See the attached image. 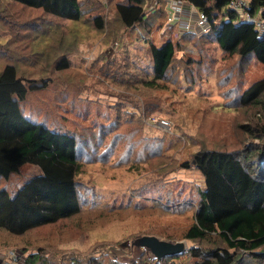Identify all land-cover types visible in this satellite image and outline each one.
<instances>
[{"label": "rangeland", "instance_id": "obj_1", "mask_svg": "<svg viewBox=\"0 0 264 264\" xmlns=\"http://www.w3.org/2000/svg\"><path fill=\"white\" fill-rule=\"evenodd\" d=\"M80 1L83 17L74 22L0 0V73L13 64L28 81L48 82L47 89L30 94L24 111L76 135L83 165L81 213L22 236L0 229V264H69L71 257L91 255H104L109 264L105 251L117 247L130 253L132 243L146 235L215 247L216 238L200 244L185 239L204 178L181 165L205 148L244 146L249 139L238 125L257 119L258 111L234 100L264 76L263 69L253 59L240 63L226 55L216 41L160 28L162 20L127 29L116 10L125 0ZM96 16L103 17V30ZM216 22L214 37L231 21L221 13ZM170 39L181 43L170 76L147 87L153 71L150 43ZM63 59L70 67L59 72ZM162 120L170 127H161ZM14 169L18 173L0 179V188L15 192L41 173L33 163ZM136 248L133 258L113 250L109 255L119 264H134L143 255L153 261L148 249Z\"/></svg>", "mask_w": 264, "mask_h": 264}, {"label": "trees", "instance_id": "obj_2", "mask_svg": "<svg viewBox=\"0 0 264 264\" xmlns=\"http://www.w3.org/2000/svg\"><path fill=\"white\" fill-rule=\"evenodd\" d=\"M4 1L63 20L78 22L83 17L80 0ZM149 1L117 3L118 18L124 27L141 30V25L150 27L158 20L163 21L159 25L163 27L167 16L161 6L152 9L155 1L161 5L162 1ZM187 1L208 14L212 22L221 13L231 21L223 22L218 37L212 33L202 36L206 41H216L226 55L239 57L240 63L253 59L264 71V35H260L254 24L241 23L240 14L229 8L231 0ZM263 7L264 0H249L248 10L253 16L264 19ZM94 22L103 30V17L96 16ZM178 51L181 43L171 39L161 45L151 41L153 71L152 79L145 81L147 87L156 88L167 80ZM69 67L68 59H63L56 70L65 71ZM47 88L48 82L28 81L13 64H7L0 73V179L9 181L18 173L14 169L17 165L33 163L41 169L40 174L29 178L15 192L0 188V229L16 236L74 217L83 208L78 182L83 165L77 136L37 121L26 115L23 108L31 93ZM234 103L258 111L253 117L257 119L238 125V130L249 139L244 146L236 150L205 148L181 165L185 169L196 168L204 178L194 222L185 239L200 244L216 238L215 247L193 245L184 254L161 262L149 261L143 255L134 264H182L178 262L182 257L191 259L184 264H264V76L239 92ZM132 250L127 253L117 247L110 248L105 251V257L112 260L109 264H119L109 255L111 251L128 258L132 257ZM103 256L71 257L69 261L104 264Z\"/></svg>", "mask_w": 264, "mask_h": 264}, {"label": "built area", "instance_id": "obj_3", "mask_svg": "<svg viewBox=\"0 0 264 264\" xmlns=\"http://www.w3.org/2000/svg\"><path fill=\"white\" fill-rule=\"evenodd\" d=\"M166 4L168 17L164 25V29L169 31H176L179 36L185 34L200 35L205 36L213 33L215 30V24L217 22H212L208 14L200 11L194 7L187 0H164ZM161 4L155 2L152 9L159 8ZM249 0H231L229 8L232 11H236L241 16V23H252L256 26L260 35H264V19L260 15L253 16L248 10ZM261 11H264V7ZM161 127L168 128L170 123L168 121L162 120L158 123ZM188 251L186 246L185 252ZM184 252V253H185ZM150 260L155 262H161L163 260H158L152 253H150ZM188 259V257H185ZM69 264H74L72 261ZM172 264V262L170 263Z\"/></svg>", "mask_w": 264, "mask_h": 264}, {"label": "water", "instance_id": "obj_4", "mask_svg": "<svg viewBox=\"0 0 264 264\" xmlns=\"http://www.w3.org/2000/svg\"><path fill=\"white\" fill-rule=\"evenodd\" d=\"M132 245L148 249L158 260L182 255L186 249L185 242H171L150 235L137 238Z\"/></svg>", "mask_w": 264, "mask_h": 264}, {"label": "crops", "instance_id": "obj_5", "mask_svg": "<svg viewBox=\"0 0 264 264\" xmlns=\"http://www.w3.org/2000/svg\"><path fill=\"white\" fill-rule=\"evenodd\" d=\"M162 1V5H161V7H160V9H162V11H164L163 12V14L164 15H166L167 17H168V11H167V7H166V4L164 3V0H161ZM156 2V1H155ZM154 2V3H155ZM193 5V4H192ZM192 7H194V8H196L194 5L192 6ZM197 9V8H196ZM155 13V12H154ZM166 17V18H167ZM166 21H167V19L165 20V23H166ZM165 23H164V25H165Z\"/></svg>", "mask_w": 264, "mask_h": 264}]
</instances>
